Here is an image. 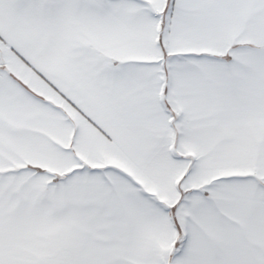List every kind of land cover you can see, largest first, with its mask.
<instances>
[{
    "label": "snow or ice",
    "instance_id": "1",
    "mask_svg": "<svg viewBox=\"0 0 264 264\" xmlns=\"http://www.w3.org/2000/svg\"><path fill=\"white\" fill-rule=\"evenodd\" d=\"M0 264H264V0H0Z\"/></svg>",
    "mask_w": 264,
    "mask_h": 264
}]
</instances>
